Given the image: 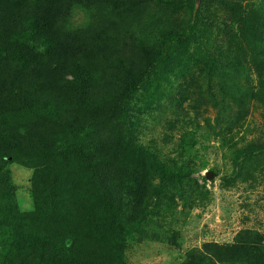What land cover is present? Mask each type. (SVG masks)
<instances>
[{"label": "trees", "instance_id": "1", "mask_svg": "<svg viewBox=\"0 0 264 264\" xmlns=\"http://www.w3.org/2000/svg\"><path fill=\"white\" fill-rule=\"evenodd\" d=\"M220 5L227 13L218 16ZM230 22L243 25L240 41L206 56L199 79L212 82L179 90L165 110L148 106L161 115L160 133L139 141L134 95L200 29ZM201 107L218 112L213 133L234 155L223 188H253L264 179V1L242 12L225 0H0V264H126L128 230L169 235L167 217L190 216L204 192L195 177L208 165L196 134ZM253 107L260 135L238 147ZM16 162L34 170L29 212L15 200ZM180 264H264V230L206 242Z\"/></svg>", "mask_w": 264, "mask_h": 264}, {"label": "rangeland", "instance_id": "2", "mask_svg": "<svg viewBox=\"0 0 264 264\" xmlns=\"http://www.w3.org/2000/svg\"><path fill=\"white\" fill-rule=\"evenodd\" d=\"M225 1L228 6L234 5L242 12H246L251 5L254 10H259L264 0ZM225 11L227 10L220 5L217 8L218 16L226 14ZM189 15L190 11L184 9L181 17L188 18ZM81 18H76V21H79L78 24L82 22ZM242 26L240 23L230 22L229 28L226 29H200L195 41L187 46L186 52L183 55L174 54L173 60L165 71L153 75V82L134 95L130 102L132 110L129 122L134 124L139 132L141 129L139 141L142 138L143 143L149 145L148 141L160 133L161 115L157 119L159 112L151 114L148 112V106L157 104L159 111L165 110L170 99L179 96V90L183 92L181 94H184L185 91L202 87L204 83L210 84L211 76H208L205 81L199 79L207 60L206 56L215 55L214 58H216L219 53L228 54L231 45H226V42L230 37L235 36L240 41ZM191 104H194L193 101H188L185 107ZM255 107L250 108L243 128L237 131L239 133L236 137L238 147L253 141L260 135L262 117L260 110ZM199 112L201 114L196 118L195 110H190L191 117L196 118L201 127L196 134L201 146L199 150L208 165L200 175H195L204 186L198 206L188 217H185L181 210L176 212L174 217H167L171 227L169 235L153 234L152 237L156 236L143 240L145 233L137 231L134 227L128 230V236L124 241L127 249L123 255L126 264H180L190 249L201 247L206 242L230 243L242 229L264 230V179H259L253 188L245 184L234 188H223L224 178L230 175L234 167V155L231 156L220 134L217 136L216 132L213 133L218 112L211 107L207 109L201 107ZM240 112L241 109H236L231 118L234 120ZM125 119L126 117L122 118L123 121ZM208 121L211 127L204 129ZM9 168L13 183L18 188L15 195L17 206L23 213L32 211L35 199L34 170L21 162L12 163ZM209 171L216 174L211 181L203 179ZM42 188L43 185L40 182L37 193Z\"/></svg>", "mask_w": 264, "mask_h": 264}, {"label": "water", "instance_id": "3", "mask_svg": "<svg viewBox=\"0 0 264 264\" xmlns=\"http://www.w3.org/2000/svg\"><path fill=\"white\" fill-rule=\"evenodd\" d=\"M205 176L208 181H211L216 177V174L213 171H209V172H206Z\"/></svg>", "mask_w": 264, "mask_h": 264}, {"label": "clouds", "instance_id": "4", "mask_svg": "<svg viewBox=\"0 0 264 264\" xmlns=\"http://www.w3.org/2000/svg\"><path fill=\"white\" fill-rule=\"evenodd\" d=\"M206 177V176H205Z\"/></svg>", "mask_w": 264, "mask_h": 264}]
</instances>
